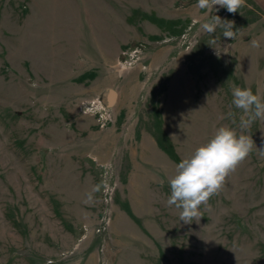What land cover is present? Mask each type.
Here are the masks:
<instances>
[{
	"label": "rangeland",
	"instance_id": "1",
	"mask_svg": "<svg viewBox=\"0 0 264 264\" xmlns=\"http://www.w3.org/2000/svg\"><path fill=\"white\" fill-rule=\"evenodd\" d=\"M234 85L264 97V0H0V264H264V120L199 217L167 202Z\"/></svg>",
	"mask_w": 264,
	"mask_h": 264
},
{
	"label": "clouds",
	"instance_id": "2",
	"mask_svg": "<svg viewBox=\"0 0 264 264\" xmlns=\"http://www.w3.org/2000/svg\"><path fill=\"white\" fill-rule=\"evenodd\" d=\"M215 5L235 13L246 5V0H198L200 8H213ZM220 22L221 19L216 16L211 27ZM205 28L211 30L209 25H205ZM231 104L242 110V131L238 134L234 128L219 127L190 157L177 163L175 174L168 180L171 194L167 202L181 210L180 220L189 222L199 217L200 206L206 205L213 195L218 194L226 178L235 172L253 151L255 144L252 136L244 134L243 130L257 119L264 120V97L254 94L249 87L234 85ZM257 151L264 157V147Z\"/></svg>",
	"mask_w": 264,
	"mask_h": 264
},
{
	"label": "water",
	"instance_id": "3",
	"mask_svg": "<svg viewBox=\"0 0 264 264\" xmlns=\"http://www.w3.org/2000/svg\"><path fill=\"white\" fill-rule=\"evenodd\" d=\"M115 95H116V93H115V91L114 90H112L111 91V96H110V102H113V100H114V98H115Z\"/></svg>",
	"mask_w": 264,
	"mask_h": 264
}]
</instances>
